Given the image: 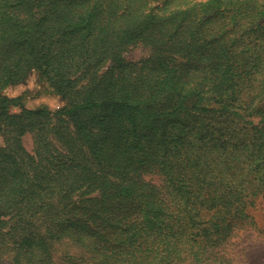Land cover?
I'll use <instances>...</instances> for the list:
<instances>
[{"label": "trees", "instance_id": "1", "mask_svg": "<svg viewBox=\"0 0 264 264\" xmlns=\"http://www.w3.org/2000/svg\"><path fill=\"white\" fill-rule=\"evenodd\" d=\"M137 42L155 58L124 63ZM33 70L61 109L4 95ZM54 118L85 147H53ZM0 137L15 264L63 238L99 264H234L264 198V0H0Z\"/></svg>", "mask_w": 264, "mask_h": 264}, {"label": "rangeland", "instance_id": "2", "mask_svg": "<svg viewBox=\"0 0 264 264\" xmlns=\"http://www.w3.org/2000/svg\"><path fill=\"white\" fill-rule=\"evenodd\" d=\"M155 55L156 52L151 45L137 42L125 47L122 58L124 63H140L147 59H154ZM111 70V64L107 63L100 71L101 78H107ZM4 95L9 98L21 96L24 106L28 109L45 107L55 112L65 105L61 96L48 83L41 81L35 70L31 71L24 83L7 88ZM11 112L18 113L20 108L12 107ZM51 123L55 129L50 140L59 152L65 155L70 153L74 147H85L74 135L75 127L70 121L59 122L54 118ZM23 144L28 151H32L33 140L30 134L23 137ZM0 145H2L1 137ZM145 179L158 187L162 185L161 177L156 174H147ZM95 194L97 193L87 196L91 197ZM83 198L84 195L79 193L73 197V200L79 201ZM251 199L253 205L249 207L248 214L253 221H251L252 224L235 231L229 242L234 264H264V198L262 195H257ZM4 231L5 228H3ZM47 242L50 248V264H99L87 254L83 247L68 238ZM15 255L16 249L10 243H5V241L0 243V264H15Z\"/></svg>", "mask_w": 264, "mask_h": 264}]
</instances>
